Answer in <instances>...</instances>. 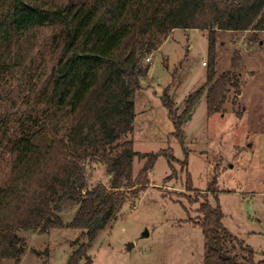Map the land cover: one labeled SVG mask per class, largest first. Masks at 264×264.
Returning <instances> with one entry per match:
<instances>
[{"label": "rangeland", "instance_id": "374dc122", "mask_svg": "<svg viewBox=\"0 0 264 264\" xmlns=\"http://www.w3.org/2000/svg\"><path fill=\"white\" fill-rule=\"evenodd\" d=\"M209 35L206 29L177 28L146 54L143 62L150 69L136 94L133 130L111 150L119 152L129 140L140 154L170 149L177 174L166 179L172 169L164 154L135 155L131 185L144 188L129 195L89 243L79 264L89 260L91 264H204L203 229L189 221V215L198 216L199 203L187 198L186 158L194 188L206 190L217 180L218 195L211 193L210 201L220 204L223 224L237 237L228 247L237 248L238 264H252L244 246L254 250L256 262L264 259V31L218 30L215 34L214 78L231 71L238 85L228 87L223 109L214 113H209L206 99L212 83ZM57 38L51 27L38 29L25 65L0 80V188L8 186L12 177L9 139L25 130L63 140L57 157L74 158L83 167L89 187L111 186L112 175L99 156L74 155L71 122L52 118L46 93ZM165 93L180 119L182 139L174 135L176 126L164 104ZM247 101L254 106V115L244 107ZM52 205L65 223L72 221L79 207L58 197ZM6 231L19 237L18 253L0 256V264H66L88 242L84 231L71 227L49 231L9 227Z\"/></svg>", "mask_w": 264, "mask_h": 264}, {"label": "trees", "instance_id": "16d2710c", "mask_svg": "<svg viewBox=\"0 0 264 264\" xmlns=\"http://www.w3.org/2000/svg\"><path fill=\"white\" fill-rule=\"evenodd\" d=\"M51 27L57 32L56 56L49 73L47 101L52 118L70 121L74 155L99 156L112 175L111 186L103 183L89 187L83 167L74 158L57 157L63 140L36 136L31 130L10 138L12 177L0 188V256L17 254L19 237L6 229L71 227L85 232L88 242L76 249L66 264H79L89 243L108 225L115 212L143 188H133L135 155L164 154L176 176V159L170 149L140 154L133 141L113 144L133 130L135 99L142 88L141 79L150 65L147 53L157 49L170 31L183 28L209 30L212 83L206 99L209 113L221 111L230 85H238L236 73L215 77L218 30L264 31V0H0V80L25 65L27 51L38 29ZM239 58L236 56L235 59ZM235 62V66H236ZM163 101L181 138L180 119L174 116L173 102L165 93ZM186 169L187 198L199 203L198 216L189 221L203 229L204 264H238L237 240L223 224L219 203L213 205L217 180L206 190L193 187ZM128 186V190L121 189ZM73 201L79 205L72 221L65 223L52 202ZM6 231V232H5ZM252 264L254 250L244 246ZM91 264V260L88 261Z\"/></svg>", "mask_w": 264, "mask_h": 264}, {"label": "crops", "instance_id": "0c3cea01", "mask_svg": "<svg viewBox=\"0 0 264 264\" xmlns=\"http://www.w3.org/2000/svg\"><path fill=\"white\" fill-rule=\"evenodd\" d=\"M255 102H257V99H254ZM248 106V107H247ZM244 107H247V112H249L250 115H254V106L251 105L250 101H247L246 103H244ZM255 107L258 108L257 103L255 104Z\"/></svg>", "mask_w": 264, "mask_h": 264}, {"label": "built area", "instance_id": "2783aa9c", "mask_svg": "<svg viewBox=\"0 0 264 264\" xmlns=\"http://www.w3.org/2000/svg\"><path fill=\"white\" fill-rule=\"evenodd\" d=\"M152 60V57H148L147 58V61H151ZM205 63V62H204Z\"/></svg>", "mask_w": 264, "mask_h": 264}]
</instances>
